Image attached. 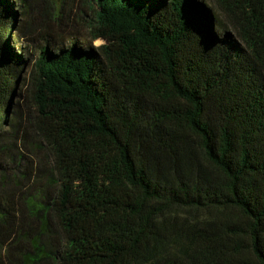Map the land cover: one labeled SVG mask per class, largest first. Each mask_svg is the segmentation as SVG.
<instances>
[{
    "label": "trees",
    "instance_id": "trees-1",
    "mask_svg": "<svg viewBox=\"0 0 264 264\" xmlns=\"http://www.w3.org/2000/svg\"><path fill=\"white\" fill-rule=\"evenodd\" d=\"M88 5L6 131L25 60L0 0V264H264V0Z\"/></svg>",
    "mask_w": 264,
    "mask_h": 264
},
{
    "label": "rangeland",
    "instance_id": "rangeland-1",
    "mask_svg": "<svg viewBox=\"0 0 264 264\" xmlns=\"http://www.w3.org/2000/svg\"><path fill=\"white\" fill-rule=\"evenodd\" d=\"M29 1L30 7L23 0H10L15 7L16 16L9 34V42L14 50L21 52L25 61L20 85L12 99L13 107L8 114L6 125L2 128L6 131L15 128L20 111H24L20 123L22 122L23 125L25 122L23 95L38 49L46 43L44 37L48 35L47 40L49 39V43L54 47H65L74 38H77L81 44H85L88 40L85 27L89 12L88 0ZM102 41L97 39L93 41V45L96 46Z\"/></svg>",
    "mask_w": 264,
    "mask_h": 264
}]
</instances>
